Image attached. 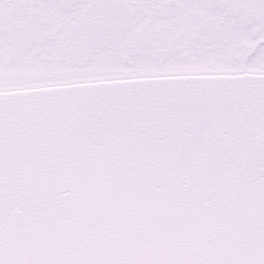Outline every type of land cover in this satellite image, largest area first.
<instances>
[{"label": "snow or ice", "instance_id": "6c2138e0", "mask_svg": "<svg viewBox=\"0 0 264 264\" xmlns=\"http://www.w3.org/2000/svg\"><path fill=\"white\" fill-rule=\"evenodd\" d=\"M0 264H264V0H0Z\"/></svg>", "mask_w": 264, "mask_h": 264}]
</instances>
